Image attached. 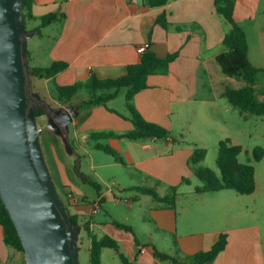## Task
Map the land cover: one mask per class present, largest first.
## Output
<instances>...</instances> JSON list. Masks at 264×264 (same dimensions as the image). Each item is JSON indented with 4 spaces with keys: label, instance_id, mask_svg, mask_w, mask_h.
Wrapping results in <instances>:
<instances>
[{
    "label": "crops",
    "instance_id": "crops-1",
    "mask_svg": "<svg viewBox=\"0 0 264 264\" xmlns=\"http://www.w3.org/2000/svg\"><path fill=\"white\" fill-rule=\"evenodd\" d=\"M54 11L65 13L61 20L49 24L58 25L49 55L53 62L68 63V67L56 76L60 85L86 80L92 73L100 78L124 75L128 65L140 60L141 53L137 49L141 44L150 43V47L162 57L179 52L178 57L170 64L169 72L150 75L149 87L134 97L135 106L142 115L147 120L163 124L172 132L174 130L173 137L168 140L110 138L111 146L124 161L120 162L135 166L152 178L163 179L171 185L178 184L176 206H166L159 201L161 204L152 207L150 214L156 227L171 234L182 251L195 254L209 250L219 235L227 232L228 245L213 264H264V253L256 241V227L236 225L237 217L246 212L244 195L250 194H241L234 189L196 193L198 185L193 189H180L184 183L191 184V177L196 176L188 164L189 157L198 147L207 149L204 139L188 135L191 131L186 129L183 119L188 115L186 108L189 103L196 102L194 108L200 105L198 103L214 104L218 112L212 111L209 120L213 124V130L218 133V151L220 141L226 138L241 145L229 133L232 103L227 98L222 100L226 79L235 78L220 77L225 83L223 89H217V83L213 80V73L218 69L216 56L225 50L223 39L231 29L228 20L218 13L215 0H169L159 7L149 5L147 0L34 1L32 13L35 17ZM260 13L264 14V0H236L234 15L242 25L256 20ZM162 14H166L170 22L168 29L158 23V17ZM178 26L183 28L178 29ZM201 69L208 75L205 85H210L209 88H215L216 91L197 97L201 85ZM80 110L81 113L74 120L73 129L69 133L80 144L88 142L93 131L113 130L123 133L134 127L133 122L124 117L123 113L119 110L116 111L121 114L111 111L105 105L88 109L81 106ZM176 116L177 120L181 119L180 122L184 123H180L179 127L176 125ZM239 117L246 121L241 115ZM251 118L252 116L249 119ZM60 175L58 183L67 187L70 212L78 214L83 221L89 220L93 234L115 238L120 244V250L136 264H172L170 260H162L155 255V247L159 248L150 239L152 233H147L148 239L138 236L134 226L128 223L130 217L111 214L110 220L105 217L95 219L108 196L120 203L124 188L119 186L116 191L112 187L105 188L102 179L91 178L99 182L101 190L90 201L80 186L71 183L63 174ZM184 177L189 181H183ZM257 189L258 181L256 191ZM69 193L75 194L79 201L72 202L68 198ZM78 194L82 197L79 198ZM133 198L141 200L140 195L127 198L126 203L130 208H134ZM98 202L101 207L94 211ZM122 225L130 226L131 230ZM83 231L82 227L81 235ZM88 243L90 247L89 239ZM107 248L111 247L103 249L102 264H105L103 253ZM159 250L168 253L166 250ZM18 254L6 243L4 227L0 223V264H19L21 257ZM117 254L121 258L118 251Z\"/></svg>",
    "mask_w": 264,
    "mask_h": 264
},
{
    "label": "trees",
    "instance_id": "trees-1",
    "mask_svg": "<svg viewBox=\"0 0 264 264\" xmlns=\"http://www.w3.org/2000/svg\"><path fill=\"white\" fill-rule=\"evenodd\" d=\"M35 0H23V9L25 22L27 19H35L32 8ZM169 0H147L148 4L153 7H159L168 3ZM215 5L219 14L224 16L231 24L230 31L225 35L223 44L225 50L216 56V61L220 65L221 70L227 76L235 78L241 84L239 86L227 83L223 91L232 105L240 110V115L244 119H249L253 115H264V85L262 84L261 74L264 69L256 66L250 59L249 43L246 30L243 25L235 19L236 0H215ZM65 16L64 12L54 11L41 17V25L47 26L53 22L61 20ZM158 23L166 29L170 27V22L166 14L158 17ZM183 27L178 26V29ZM31 30L41 34L40 28ZM141 54L138 62L128 65L127 71L120 77L100 78L92 73L86 80H78L71 85H60L57 80V74L68 67L67 62L54 61L49 66H31L32 75L41 79L53 80L57 97L61 98L64 103L80 104L84 109L98 105H106L111 100L118 97L123 87L127 88L126 106L130 115L124 117L133 122V129L117 133L113 130L93 131L90 139L95 141V147L105 150L117 156L118 160L123 159L109 144L102 143L100 140L108 138H127L132 140L139 139H171L172 131L161 123L147 120L142 113L136 108L134 97L140 91L149 87L148 78L152 74H167L170 70V64L178 57L179 52L169 53L162 57L150 47ZM31 57V54L29 55ZM85 91L87 98H80L81 93ZM34 105L36 104H30ZM111 111H116L110 108ZM120 113V112H118ZM37 117L46 114L43 106L36 107ZM121 114V113H120ZM86 115V114H85ZM83 117H86V116ZM83 117L81 119H83ZM243 152V146L234 144L230 138L220 141L217 164L221 174H218L211 167L201 164L207 155V149L196 148L190 157L189 164L198 178L202 181V185H198L195 189L196 193L220 191L223 189H234L241 194H252L256 191V166L251 162H243L239 155ZM255 161H261L264 158V147L256 146L253 149ZM80 174V172H79ZM83 181L95 187L98 193L101 190L99 182L91 179L86 174H80ZM183 181H189L184 177ZM139 192L152 195L156 200L163 202L166 206L175 207L179 196L178 186L172 185L171 190L166 195H161L153 187H135ZM66 204V203H65ZM68 211L69 205H66ZM74 224H80L86 232L88 239L91 241V264H102V251L105 247L114 248L119 252L121 259L125 264H136L127 255L120 250L119 242L110 235L98 237L91 230V222L83 221L78 214L70 212ZM0 223L4 227L6 243L22 253L19 264H26L24 247L20 239L18 230L8 213L3 200L0 197ZM122 227L131 230L130 226L122 225ZM229 235L223 232L219 235L218 240L209 250L199 251L188 256H173L164 253L155 247V255L162 260H170L172 264H213L217 256L225 250L228 245ZM82 245V241L79 243Z\"/></svg>",
    "mask_w": 264,
    "mask_h": 264
},
{
    "label": "rangeland",
    "instance_id": "rangeland-1",
    "mask_svg": "<svg viewBox=\"0 0 264 264\" xmlns=\"http://www.w3.org/2000/svg\"><path fill=\"white\" fill-rule=\"evenodd\" d=\"M38 11L39 10H36V13H39ZM26 25L29 29H34V27L41 29L40 35H34L29 39V51L31 53V57H29L30 67L51 65L53 60L49 55V50L54 37L58 32L57 23L45 27L41 25V17H36L35 19H27ZM243 25L247 33L250 59L256 66L264 69V14L260 13L256 20L247 21L243 23ZM216 66H218V69L213 73V80L217 83V89H223V84L225 83L220 77H232L223 73L218 63H216ZM261 77L262 84L264 85V72H262ZM28 79L30 80L33 90L38 92L42 99L45 100H38L35 104L45 107L46 111L51 113L50 107L56 106L59 102L56 86L53 80L41 79L33 76L31 73H29ZM205 80H208V75L204 72V69H201V85L197 97H204L205 94L210 93V91H216L215 88L214 90L210 89V85H205V83L208 82ZM226 80V83L230 82L232 85L241 84L235 79ZM126 92L127 88L123 87L118 97L115 98V100L113 99L114 101L112 100L108 102L105 106L108 107V109L114 108L115 110H119L124 115H130L126 106ZM81 98H87L85 91L81 93L80 98H75V100L78 101ZM222 100L225 101L227 99L226 97H223ZM189 104L190 105L186 108L188 115L183 119L186 123V126H184L191 131V133L188 134L189 137L199 136L204 139V143L208 149L207 156L201 164L211 167L218 174H221L217 164L219 151L218 147H216V135L218 133L213 130V124L209 120L212 111H218L214 108V104L211 102L198 103L200 105L195 108L194 105L196 102H191ZM231 106L232 112L231 116L229 115V133L232 138L240 142L244 147V151L240 154L241 161H249L257 167L256 176L258 181L257 191L254 194L244 195L246 200H244L243 204L246 207V212L243 216L237 217L238 221L236 225H238V227L245 225L255 226L257 230V245L264 253V158L261 161H255L253 155V149L256 146L264 147V115H253L251 119L245 121L239 117L240 110L232 104ZM175 121L178 127L180 123H183L180 122L182 121L181 119L177 120V116ZM38 124L40 127L44 128L43 134L41 135V143L49 169L53 176L56 190L66 205H70L67 200V187L61 186L58 183V179L61 177L60 174H63V176L71 183L80 186L84 193L88 195L90 201H93L94 198L97 197L98 191L95 187L83 181L80 176L82 173L88 175L90 178H95L97 180L102 179L104 186H106L105 188L112 187L116 191L118 187L121 186L124 190L122 191L120 203H116L113 198L108 196L103 202V206L100 209L101 211L96 214V220L101 217L110 220L111 214L122 217L128 216L130 217V222L128 221V223L134 226L138 236L142 239H148L147 233L150 232L152 233L150 237L151 241H153L159 249L166 250L173 256L180 255L185 257L193 255L182 251L180 246L175 243L173 236L166 231H160L152 221L150 209L161 203H159V201H157L152 195L141 193L135 189V187H153L159 194L166 195L170 192L173 184H168L163 179L159 180L157 178H152L151 176L144 174L142 170L137 169L135 166L122 163L124 161L120 162L121 160H118L116 155L95 147V141L91 139H89L88 142L80 144L75 141L73 134H70L69 136L74 150L71 154L66 150L63 138L60 135L54 134L47 127L46 114L38 118ZM72 129L73 127L70 125V131ZM174 133L175 131L173 130L172 134ZM199 137L197 139H199ZM100 141L105 144H112L110 138L102 139ZM190 157L188 159V164ZM116 161H119V163H115ZM191 180V184L184 183L180 186V189H193L195 185L203 184L198 176L191 177ZM135 195H140L141 200L133 198L134 208H130L126 203V199ZM78 197L80 198L82 195L78 194ZM77 201H79L78 198ZM81 241L84 244L81 246L80 261L82 264H91V252L85 231H83L80 236L79 243ZM18 256L22 258V253L19 252ZM103 259L105 264H125L117 254V251L113 248L105 249Z\"/></svg>",
    "mask_w": 264,
    "mask_h": 264
},
{
    "label": "water",
    "instance_id": "water-1",
    "mask_svg": "<svg viewBox=\"0 0 264 264\" xmlns=\"http://www.w3.org/2000/svg\"><path fill=\"white\" fill-rule=\"evenodd\" d=\"M36 33L26 25L23 0H0V197L18 230L26 264H82V225L73 223L56 190L41 143L39 105L28 104L29 39ZM80 109V104L51 107L54 115H48L47 127L71 154L70 124Z\"/></svg>",
    "mask_w": 264,
    "mask_h": 264
},
{
    "label": "flooded vegetation",
    "instance_id": "flooded-vegetation-1",
    "mask_svg": "<svg viewBox=\"0 0 264 264\" xmlns=\"http://www.w3.org/2000/svg\"><path fill=\"white\" fill-rule=\"evenodd\" d=\"M27 93H28V102L30 103V104H35L39 99L37 98V96L35 95V93H36V91H34L33 90V88H32V86H31V84L28 82V84H27ZM59 99V102L57 103V105L56 106H51V107H57V106H68V105H70V104H73V105H76V103H74V102H72V103H64L62 100H61V98H58ZM43 100V99H42ZM41 100V101H42ZM43 101H45V100H43ZM50 107V108H51ZM51 112V111H50ZM54 115V113L53 112H51V113H48L47 111H46V115H47V121H48V115ZM73 124V123H72ZM72 124H70L71 126H72ZM70 133V132H69Z\"/></svg>",
    "mask_w": 264,
    "mask_h": 264
},
{
    "label": "built area",
    "instance_id": "built-area-1",
    "mask_svg": "<svg viewBox=\"0 0 264 264\" xmlns=\"http://www.w3.org/2000/svg\"><path fill=\"white\" fill-rule=\"evenodd\" d=\"M148 46H149L148 43L141 44L140 46H138L137 50L139 53L142 54L148 48ZM68 198L74 203L77 202V197L73 193H69ZM100 207H101V204H100V202H98L97 205L94 206V211L99 210Z\"/></svg>",
    "mask_w": 264,
    "mask_h": 264
}]
</instances>
